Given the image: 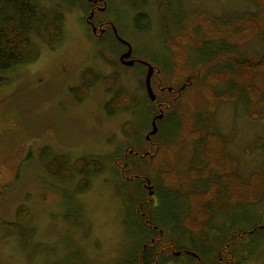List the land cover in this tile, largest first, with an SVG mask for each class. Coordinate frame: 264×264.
<instances>
[{"label":"rangeland","instance_id":"374dc122","mask_svg":"<svg viewBox=\"0 0 264 264\" xmlns=\"http://www.w3.org/2000/svg\"><path fill=\"white\" fill-rule=\"evenodd\" d=\"M105 1L107 12L98 17L111 16L118 36L130 42L136 59L156 66L164 85L189 93L184 100L182 96L175 99L171 108L178 125L171 122L164 127L167 122L161 123L160 134L155 137L158 130L148 138L158 109L147 100L148 93L142 86L146 72L142 66L132 69L120 62L124 50L121 43L91 37L85 22L90 15L86 0H37L45 9L64 14L63 36L53 46L37 36L31 54L36 59L0 73L4 78L0 82V189L5 185L7 192V199L0 205V218L15 222L18 208L26 205L29 213L22 224L33 232L31 242L24 246L20 233L0 224V264H140L143 245L155 232L152 227L145 229L136 213L150 189L145 180L142 190L135 191L140 181L132 178L133 172L146 174L160 193H154L151 201L157 224L162 225L155 199L158 195L164 201V218L174 219L175 211L176 216L186 214L191 189H205L216 178L211 173L194 179L190 171L191 165L198 164L199 145L194 138L200 129L224 137L229 153L239 160L238 172L244 179L264 170V62L250 67L253 72L245 83L237 78L242 65L247 71L250 61H258L256 57L264 61V31L247 43L233 44L225 39L221 43H204L206 24L199 19L206 15L212 23H207L209 28L215 23L223 31H232L246 20L249 24V18L264 19V0H171L165 17L161 0H147L139 8L127 0ZM139 12L151 20L144 31L135 26ZM207 49L216 50L215 55H204L202 51ZM177 57L185 59L190 73L181 80L175 78ZM88 67L103 77L118 69L120 80L116 87L128 88L141 105L114 115L106 113L104 106L110 95L103 79L78 102L69 89L79 84L81 72ZM179 68L184 71L183 65ZM217 69L224 71L221 81L208 76ZM252 84L257 86L255 93L251 91ZM206 85L222 95L234 93L236 99L223 98L209 110ZM128 122L132 127L134 123L136 134L124 131ZM171 126L173 130L169 132ZM153 140L161 144L164 152V157L157 159L163 161L161 166L153 158L142 160L136 156L133 168V159H126L128 149L133 145L148 153L155 147L146 142ZM172 140L175 141L166 144ZM47 146L48 155L44 156ZM64 154L72 165L84 155L104 157L106 169L91 176L88 189L80 190L82 175L62 181L46 170L48 161ZM122 169L126 170L124 174ZM168 169L178 171L174 185H166L167 180L160 174ZM14 174L16 179L10 184ZM166 186L171 191L163 196ZM236 204L232 201L226 208L223 200L218 202L214 197L208 205L212 219L198 226L199 231L183 228L179 222L169 228L162 225L165 233L161 243L165 246L172 241L178 247L194 248L192 241L202 242L198 245L212 249V257L206 253L204 259L209 263H214L215 255L216 262L222 241L237 244L234 250L239 253L242 243L232 241V230L242 232L263 224L264 196L258 203ZM174 226L181 228L179 233H175ZM251 237L260 243L247 248L244 264H264V228ZM206 239L210 240L207 244ZM195 261L188 256L171 257L163 251L156 263L196 264Z\"/></svg>","mask_w":264,"mask_h":264},{"label":"trees","instance_id":"16d2710c","mask_svg":"<svg viewBox=\"0 0 264 264\" xmlns=\"http://www.w3.org/2000/svg\"><path fill=\"white\" fill-rule=\"evenodd\" d=\"M68 1L74 2L75 0ZM127 1L133 7L139 8L141 5L145 4L147 0ZM170 1L171 0H161V10H163L164 12V17L166 16L165 11H167ZM36 2L37 0H0V73L18 67L19 65L24 64L31 59H36L37 56L35 55V57L31 58V54L33 53L34 42L37 36L43 38V40L50 46L57 44L62 38L64 14L60 11H51L45 9L43 4H37ZM199 19H201V21L203 22L202 25L206 24L203 28L204 43L210 41L211 44L216 42L221 43L222 41L220 40L223 39L233 44L247 43L258 37L264 31V19L258 20L249 18V24L246 23V20L232 31H223L215 23L213 24L214 26L209 28L208 24L212 23L210 19L206 17V15L205 18L199 16ZM150 25L151 20L147 14L139 12L136 15L135 26L139 31H144L145 29L149 28ZM203 52L204 55L210 57L212 55H215L216 50L211 51L207 49L205 51H202V53ZM180 56L183 55L180 54ZM184 60L185 59L182 57H177L178 64L175 72V78L177 80H181L183 77L187 78L190 75V73L188 72L189 69L185 66ZM256 60L258 61L249 62L250 66L248 67L247 71H245V69L247 68L246 65H242V70L237 76L239 82L245 83V81H247L246 79L248 75H251L253 72L250 67H257L258 65L261 66L264 62H259L260 57H256ZM115 65L116 64L112 63V66L115 67ZM182 65L184 67V71L179 68ZM217 70L211 72L208 76L209 78L214 77L215 81H221L223 79L221 77V74H223L224 76V71ZM119 73L120 71L117 69L114 73L103 77L94 68L88 67L82 72L79 85L72 87L71 92L75 95L77 101L81 102L85 99V96L93 89V86L103 79L104 83L107 85L106 91L110 95V100H107L104 106L106 113H108L109 115H114L119 111L133 110L138 105H141V101L138 100L135 95H133L132 92L125 86L120 85L119 87H116L120 80ZM3 80L4 78L0 76V82ZM162 82V79H158L152 84L154 91L158 97L157 102L159 103V108L164 109V117L161 120L157 121L158 125L161 127L164 122H167L166 125H163L164 127H166L167 125H171V122L178 125L177 119L172 115L173 111L171 108L176 101L175 99L182 96L181 100H184L185 96L189 95V93L187 91H178L176 90L175 86L172 85L171 90L173 89V91H167L165 89L167 84H163L165 89V91H163V88H161ZM142 86L145 88L144 82L142 83ZM205 88L206 89L204 90V92L206 93V97L208 99L207 108L209 110L215 109L218 103L220 104V102L223 101V98L232 96L233 99H236L234 93L232 95L223 93L222 95L215 92L210 86L206 85ZM250 88L254 93L257 90V86H255L254 84H252ZM206 90H209V93H207ZM147 97L149 98V95ZM167 97L169 98V100H165V98ZM148 101H150V104L153 103L157 107V102L154 103L152 100H150V98ZM214 105H216L215 108H212ZM159 108L157 107L158 113ZM206 123L209 122L206 121ZM202 127L203 126H200V128ZM172 130L173 127L171 126L169 132H171ZM201 130L203 129H200V132H196L197 134L194 138L199 145L198 164H196L195 167L191 165L190 171L194 179H202V177L205 175V177H209L211 173H213L216 178L205 189H191L193 191H190L189 193V198H191L190 210H188L186 214H179L178 216H176L178 212L175 211L176 215L174 216V219H170V217L169 219H166L164 218V216H162L163 208L161 207V203H163L164 201H161V197L158 195V205H156L157 210H159L161 213V218H159L162 222V225L167 224L166 227L168 228L170 225H177V222H179V224L184 226L183 228L187 227V229L191 231H193L194 229L199 231L200 229H198V226H203L206 220L209 221L212 219V210H210V207L208 205L209 201L211 199H214V197H216V200L218 202L219 200H223L224 207L229 208L230 204H232V201L236 202L237 204L239 203V205L236 204V206H245V203H248L249 201H254L257 203L260 202L264 196V170L255 171L251 174L249 179H244L238 172L239 160L229 153L227 145L223 143V140H225L224 137L216 132H207L205 130ZM124 131L128 134H131V132L133 134L137 133L136 128L134 127V123L132 127V122H128L126 124V127H124ZM159 134L160 130L158 134L155 135V137H157ZM174 141L175 140L169 141L166 144L172 143ZM146 143H149L151 147H155L154 150H150V152L146 153L147 151L139 149L138 147L136 148L133 145V148L130 147L128 149V155H126V159H133V168L135 167L134 163L136 164L134 160V157L136 156L143 157L142 160H147L146 158L148 157L153 158L156 161L157 166L158 163L159 166H161V163H163V161L158 162L157 160L160 157H164V152L160 149L161 144L159 142H154V140L151 142L147 141ZM132 149L133 152L130 151ZM48 150V146L43 150L44 156L48 155ZM170 158L174 159L173 157ZM195 162L196 161H194L192 164H194ZM105 169L106 164L104 157L90 155L79 157L74 165H72L70 157L66 154L57 155L50 161H48L46 165L47 172L62 181L72 179L77 174L82 175L84 181L79 186L80 190L88 189L90 186L91 176L96 173L103 172ZM172 171L173 169H168L167 171L160 172L162 179L167 180L166 185H174L175 175L178 174V171L176 172L174 170V173ZM122 172L124 174L126 170L123 171L122 169ZM144 177L148 176L146 174L139 175L133 172L132 178H137L140 181L139 186H134L135 191L136 189L142 190L141 186L145 183ZM132 178L130 177L128 180H132ZM167 188V190H164L165 193L163 194L165 195L163 196H168L169 192L171 191V188ZM153 191L154 193L160 194L159 192H157V188H155ZM242 198H244V200H241ZM151 201H153V196L147 194L146 197L141 200L138 208L136 209L137 215L141 216L143 224L147 227H145V229H149L153 226L158 228V230L154 229L155 233L153 234L151 239L143 245L141 256L139 257L140 264H157L156 262L161 257H163V251L165 247L164 244L161 243V236L162 233H165V231L162 230V225L160 226L156 221H154V206ZM172 207L174 208L173 205ZM28 213V207L26 205H22L17 210V218L15 222L2 221V219L0 218V224L6 226L9 230L20 233L22 235L21 238L24 246L31 242L33 235V232L24 228L22 224L24 218ZM170 220H172V223L170 222ZM174 229H177L175 233H179V230H181V228H179L178 226H174ZM241 233L242 232L237 230L234 231L232 241H241ZM156 235H159L160 237H156ZM209 241L210 240L206 239L205 244H207ZM222 242L223 246L221 247L220 252L216 257V262L215 255L214 263H209L204 261V259L206 253H209L208 255L212 257V249L210 247L206 248L198 245L199 242L197 243L195 241H192L191 243L194 246V248H192L194 251L193 255L198 254L199 258L202 257L201 260L197 258V262L200 263L199 261H202L200 264H221L220 257H223V264H227L228 257L226 256L227 254L224 241ZM200 246L204 249L203 251L201 250ZM179 247L180 249L184 248L183 246ZM196 248L200 251H198ZM185 256L192 258L189 255Z\"/></svg>","mask_w":264,"mask_h":264},{"label":"flooded vegetation","instance_id":"af4514ba","mask_svg":"<svg viewBox=\"0 0 264 264\" xmlns=\"http://www.w3.org/2000/svg\"><path fill=\"white\" fill-rule=\"evenodd\" d=\"M86 4L88 5V7L90 9V15L93 14V18L92 19H89L88 17L85 18V22H86V24L88 26V29H89L91 37L94 40L102 39V38H104V39L110 38L112 40H115L117 43H121L123 45V47H124V50L121 52L119 60H120V62L123 65H125L123 63V61L121 60V56L125 52L128 51L130 42H128V41H126L124 39H121L118 36L117 30H116V27H115V23H114L113 19L111 18V16H106L105 18L98 17V14L107 12L108 3L105 0H86ZM130 59H133L135 61L134 64L130 68L137 69L139 66H142L143 69H144V72H146L145 73L144 84H145V91L148 92V89H147V86H146V75H147V71L149 69L148 65L143 63V62H141L140 60L136 59L135 55L133 54V51H132L131 56L128 59H126V60H130ZM154 69H155V71H154V74H153V77H152L151 84H153L156 80L161 79L158 76L159 75L158 74V68L156 67ZM82 72H81V75H82ZM68 73H69L68 71L64 72V74H68ZM80 81H81V77H80ZM163 84L164 83L162 82L161 88H163L162 89L163 91H165V89L167 91H173V89L171 90V88H169V86H166V88L164 89V85ZM77 85H79V84H77ZM152 88H153V85H152ZM71 89H72V87L69 89V91L75 97V95L71 92ZM153 90H154V88H153ZM157 98L158 97H157V94H156V100L153 101L154 103L157 102ZM108 100H110V98H108ZM147 100H149V98ZM165 100H169V98L167 97V98H165ZM153 105H155V104H153ZM157 107L159 108V103L158 102H157ZM163 110L164 109L159 108V112L160 111L162 112ZM117 165H118V163H117ZM1 173H2V170L0 168V174ZM129 178L130 177H127V179H129ZM10 179H11L10 180V184L14 183V181L16 179V174H14L12 177H10ZM145 180L147 182L149 181V179L146 178V177H145ZM6 199H7V192H5V185H2L1 189H0V205ZM155 199L158 200L157 197ZM230 226H229V228H230ZM152 228L158 230V228L155 227V226H153ZM262 228H264V222H263V224H261L259 226L258 225L254 226L252 229H248L246 231H242V233L240 235V237H241V241L240 242L242 243V245H241V250H240L239 253H236L235 250H234L237 244L231 243L230 240L224 241L226 254H227L226 256L228 257L227 264H244L245 263L244 259H247L246 255L248 254L247 248L249 246H251V245L255 246L258 243H260V241L254 240V238H253L254 236L251 237V235L254 234L255 232H257L259 229H262ZM234 231H236V230L233 229L232 232H234ZM200 243H202V242H199V244ZM167 248H168V250H167ZM164 252H166V254L168 256H171V257L172 256L185 257V255H189L192 258L196 259L195 262H197V258H199L198 254L197 255H193L194 251H193L192 248H189L188 245L186 247L180 249V247H178V245L175 242H172V241L167 242L165 244ZM201 259H202V257L199 258V260H201ZM199 262L201 263V261H199ZM200 263H197V264H200ZM220 263L223 264V257H220Z\"/></svg>","mask_w":264,"mask_h":264},{"label":"water","instance_id":"95a60500","mask_svg":"<svg viewBox=\"0 0 264 264\" xmlns=\"http://www.w3.org/2000/svg\"><path fill=\"white\" fill-rule=\"evenodd\" d=\"M89 19H92L93 18V14L89 15L88 16ZM132 51H133V47L131 44H129V49L127 52H125L122 56H121V60L123 61V63L127 66H132L134 64V60L133 59H130V60H126L128 59L131 54H132ZM141 62L145 63L148 65L149 69L147 71V75H146V86H147V89H148V94H149V97L152 101L156 100V93L154 92L153 88H152V84H151V81H152V76L154 74V66H152L151 64H149L148 62L144 61V60H141ZM164 117V112L162 111L160 114L156 115L153 120H152V130L149 132V135H148V138L151 137V135H154L158 132L159 130V126H158V123L157 121L162 119ZM131 152H133V150H131ZM147 185H149V195L151 196L154 191H153V185L151 184V181L149 180Z\"/></svg>","mask_w":264,"mask_h":264}]
</instances>
